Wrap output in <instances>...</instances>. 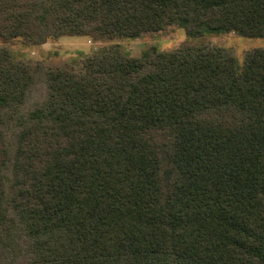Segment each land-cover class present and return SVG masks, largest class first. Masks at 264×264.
I'll return each mask as SVG.
<instances>
[{"label": "trees", "instance_id": "1", "mask_svg": "<svg viewBox=\"0 0 264 264\" xmlns=\"http://www.w3.org/2000/svg\"><path fill=\"white\" fill-rule=\"evenodd\" d=\"M82 70L0 48V264H264V0H0V41L130 39Z\"/></svg>", "mask_w": 264, "mask_h": 264}, {"label": "rangeland", "instance_id": "2", "mask_svg": "<svg viewBox=\"0 0 264 264\" xmlns=\"http://www.w3.org/2000/svg\"><path fill=\"white\" fill-rule=\"evenodd\" d=\"M186 38L184 24L179 22L164 31L145 34L135 40L92 42L84 36H64L41 45L25 44L21 39H14L8 44L0 41V48H8L15 58L47 65H64L80 71L83 60L104 47H115L125 55L143 58L152 47L160 51L175 50ZM193 43L223 49L234 56L240 66L251 51L264 50V38H249L234 32L218 37L195 38Z\"/></svg>", "mask_w": 264, "mask_h": 264}]
</instances>
